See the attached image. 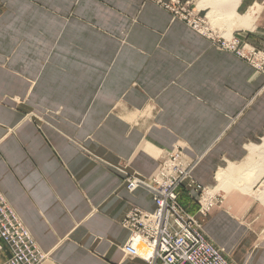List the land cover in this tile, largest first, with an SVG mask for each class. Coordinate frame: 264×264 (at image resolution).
Wrapping results in <instances>:
<instances>
[{
  "label": "crops",
  "instance_id": "crops-1",
  "mask_svg": "<svg viewBox=\"0 0 264 264\" xmlns=\"http://www.w3.org/2000/svg\"><path fill=\"white\" fill-rule=\"evenodd\" d=\"M178 1L218 16L209 0ZM235 11H251L250 25H212L264 39V0H239ZM263 142L264 75L163 6L0 0V190L46 254L40 264H148L124 250L122 221L155 204L147 189L127 190L126 174L148 179L180 147L197 160L192 178L214 190L219 170ZM215 193L223 201L206 215L186 185L179 202L231 264H264V202ZM9 254L0 240V264Z\"/></svg>",
  "mask_w": 264,
  "mask_h": 264
},
{
  "label": "built area",
  "instance_id": "built-area-1",
  "mask_svg": "<svg viewBox=\"0 0 264 264\" xmlns=\"http://www.w3.org/2000/svg\"><path fill=\"white\" fill-rule=\"evenodd\" d=\"M182 20L212 44L245 61L264 75V39L252 44L239 36H223L212 27L205 16L190 8L189 2L151 0ZM197 160L186 158L180 147L164 152L156 172L148 179L126 174V188L148 190L155 204L153 211L132 208L122 224L129 230L124 250L148 264H231L222 250L208 240L202 224L179 202V188L186 185L198 193L201 215L223 201L222 195L212 194L192 178ZM0 240L9 249L4 264H40L46 254L38 247L33 236L8 204L0 190ZM144 245L139 251L138 244Z\"/></svg>",
  "mask_w": 264,
  "mask_h": 264
},
{
  "label": "bare ground",
  "instance_id": "bare-ground-1",
  "mask_svg": "<svg viewBox=\"0 0 264 264\" xmlns=\"http://www.w3.org/2000/svg\"><path fill=\"white\" fill-rule=\"evenodd\" d=\"M209 1L210 4L212 5V13L218 14V16L211 14L209 16V20H207L205 15V19L212 27L215 28V30H217V32H219L223 36H228V38H230L233 35V33L226 34L216 25H212L216 23L215 20H217V18L222 19L224 21L231 20L232 18H238L239 21H241L239 25L241 24L243 26L250 25V23L252 22L253 17L252 14H250L251 11L245 15H239L238 13L236 14L235 6L236 3L239 2V0H209ZM242 22L246 23L247 25L243 24ZM226 23H227L226 25L229 27L228 22ZM250 151H251L250 156H247L248 159L247 161L245 160L244 163L242 162L243 164L234 165L232 163L231 165L229 164L227 168L225 167L226 169H221L218 171V173H216L217 174L216 180H218L219 184L217 183L218 186H215L216 188L215 189L213 188L214 190H211L213 195L216 194L215 192H218V190L228 191L230 189H237L242 191L244 190V192H247L248 194L255 196L256 198L261 199L264 202V180L261 183L262 187L260 189L252 188V186L259 179L260 167L259 165L257 166V163H259V159L261 158L260 154H264V146H262V148L253 147ZM262 156L264 157V155ZM143 245L144 244L140 242L138 244L137 249L140 251Z\"/></svg>",
  "mask_w": 264,
  "mask_h": 264
},
{
  "label": "rangeland",
  "instance_id": "rangeland-1",
  "mask_svg": "<svg viewBox=\"0 0 264 264\" xmlns=\"http://www.w3.org/2000/svg\"><path fill=\"white\" fill-rule=\"evenodd\" d=\"M221 30H222V29H221ZM222 31L225 32L224 30H222ZM261 187H262V186H261ZM261 187H260V188H261ZM252 188H253V189H260V188H259V180H258V182L256 181V183L252 186ZM253 197L256 198L255 196H253Z\"/></svg>",
  "mask_w": 264,
  "mask_h": 264
}]
</instances>
